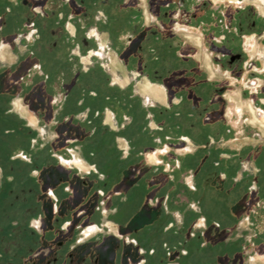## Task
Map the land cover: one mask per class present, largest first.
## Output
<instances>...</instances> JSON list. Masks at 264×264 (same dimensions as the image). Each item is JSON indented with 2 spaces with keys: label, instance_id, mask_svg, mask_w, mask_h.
Segmentation results:
<instances>
[{
  "label": "flooded vegetation",
  "instance_id": "1",
  "mask_svg": "<svg viewBox=\"0 0 264 264\" xmlns=\"http://www.w3.org/2000/svg\"><path fill=\"white\" fill-rule=\"evenodd\" d=\"M228 1L239 3L238 0ZM257 5L263 8L264 0H259ZM221 6L214 8L209 0H20L15 4L0 0V26L7 27L14 22L16 27H24L13 39L16 42V37L21 38L25 34V41L29 44L27 55L38 60L33 69H28L14 80L13 84L20 89L19 95L23 98L28 91L25 86L28 81L32 86L39 85L47 94L57 90L63 95V86L69 78L76 75L74 86L78 88L82 105L88 101L91 91L89 87L82 86L79 79L80 72L85 68L86 62H89V57L94 54L98 56V49L92 41L96 32L83 30L82 36L77 39L80 56H71L73 42L69 39V33L65 32V11L70 8L89 22L88 27H105L109 31L129 29L120 52L129 58L136 70L142 74H147L165 85L170 83V92L180 94V103L190 106L194 112L189 115L192 122L185 129L181 114L171 111L170 135L161 139L162 142L165 141L166 144V140H170L173 145H181L187 143L185 137L194 141L195 135L193 136L191 131L196 126L215 120L212 106L223 104V95L228 87L220 82H210L202 73H180L177 68L178 61L182 58L190 59L195 54V48L189 40L200 46L201 38L189 33L187 38H184L185 41H182L176 37L177 30H199L204 47L210 51L213 63L222 71H227L236 78L246 69L250 71L251 78L256 75L252 63L246 65L248 57L243 44L247 36L264 34V22L258 23L254 19L253 8L243 6V9L235 14L234 26L229 27L228 18L225 17L227 10ZM21 12L24 13L22 21L17 18L19 15L15 14ZM214 14L217 17H214ZM69 21L75 27H81L75 18H70ZM44 28L56 33L57 40L43 46ZM230 29H234V32ZM57 44L63 46L64 51L57 59L56 67L48 71L46 66L49 60L45 57V49H52ZM118 47L116 42L114 48ZM3 48L0 47V57H3ZM41 54L45 58H39L38 55ZM206 62L210 67L208 56ZM33 70H38L39 73L35 74ZM250 85L257 87L254 81H251ZM153 89L161 95L156 96ZM141 92L164 99L163 90L149 84L142 87ZM63 98L67 101L68 95H63ZM238 105L240 109L246 105L253 115L249 121L251 125L264 130V124H261L264 123V114L258 118L251 103L239 102ZM16 106L23 110L19 102ZM164 112L160 111L159 114L163 115ZM217 118L225 124L224 113ZM101 124V113H90L84 120L87 135L96 137L100 133ZM232 136V128L226 126L217 132L214 139L204 148L216 147ZM130 146V152L126 156L130 161L129 168L122 171L121 181L111 184L109 176L103 177L98 171L89 172L80 181L86 192L80 200H76V191L67 184L62 188L39 184L37 189L33 188L27 195L24 180L13 179L14 189L7 191L12 197L11 200L3 197L4 191L1 189L0 264L264 262L263 167L255 176L237 180L230 169L231 162L223 161L219 156L214 158L211 167H208L210 169L206 173L207 177L192 185L187 183L186 179L194 176L183 171L181 165L184 161L173 157L167 164L166 175L173 178L176 190L165 193L157 180L159 166L145 171V153L134 151L137 147ZM169 153L165 152L162 157ZM19 159L38 163L35 166L37 176L45 164L35 155L23 154ZM150 159L152 162L157 161L154 156ZM238 159L241 160L239 157ZM262 161L264 162V159H260L259 163L263 164ZM63 163L75 164L82 170L88 169L78 158L72 161L63 160ZM33 171L30 170V173ZM183 173H186V176L182 178ZM112 179L114 180L113 177ZM209 179L217 180L222 190L239 195L238 200L242 204L240 217L230 218L224 201L219 197L213 200L215 204L210 207L207 215L204 214V187L209 184ZM177 180L179 184H176ZM176 213H187L179 227ZM244 222L250 233L238 236ZM108 223H113L115 228L107 226ZM214 232L218 234L208 238V235L211 237ZM88 235L93 236L87 239ZM163 237H167L169 242L161 245ZM176 237L182 238V241L174 245ZM201 240L204 241L202 244ZM196 243L198 245H195Z\"/></svg>",
  "mask_w": 264,
  "mask_h": 264
},
{
  "label": "crops",
  "instance_id": "2",
  "mask_svg": "<svg viewBox=\"0 0 264 264\" xmlns=\"http://www.w3.org/2000/svg\"><path fill=\"white\" fill-rule=\"evenodd\" d=\"M19 1L7 0L10 4ZM209 1L214 8L223 4H234L228 0ZM258 1L241 0L243 6H251L254 9V19L261 23L264 22V7L257 5ZM15 14L24 16L23 12ZM77 14L70 8L65 11L67 20L65 32L69 33V39L73 42L70 55L76 58L80 56L77 39L82 36L83 30L96 32L92 41L98 49V56L94 54L89 57V62H86L87 65L80 72L81 85L89 87L91 91L88 101L83 105L78 88L74 86L77 81L76 75L69 78L63 86L62 94L68 95L67 101H64L63 95L57 90L47 94L39 85L32 86L29 81L25 84L28 91L24 98L21 97L20 89L14 86L13 81L28 69H33L38 60L28 57L29 44L25 40L14 41L12 35L15 28L6 27L4 32L0 31V47H4L3 57H0V190L4 191L3 197L11 200L12 197L7 191L14 189L12 180L23 179L27 195L33 188L37 189L39 184H46L52 188L71 185L76 191V200H80L86 195L85 187L80 181L89 172L98 171L103 177L109 176L111 184L121 181L122 171L129 168L130 161L126 156L130 152V145L137 147L134 151L140 150L145 153V171L159 166L157 180L165 193H170L176 188L175 183L172 182L173 178H168L166 175L167 164L173 157L176 159L179 157L184 161L181 165L183 171L194 176L186 179L187 183L192 185L207 177L206 173L210 169L208 167H211L213 159L219 156L223 161L231 162L230 169L237 180L253 177L262 167L264 168V162L259 163L260 159H264V130L259 126L251 125L249 121L253 115L246 105L241 109L238 105L239 102L251 103L258 118L264 114V34L262 36L252 34L244 39L243 49L248 57L246 65L252 63L253 70L256 71L255 77L251 78L250 71L246 69L236 78L213 63L210 51L203 45L201 32L187 28L188 34L201 38V45L198 46L189 40L195 48V54L190 59L182 58L178 61L177 68L180 73L191 72V75L192 72L196 75L202 73L210 82H220L228 88L223 95V104L212 106L216 115L215 120L212 123L196 126L191 131L193 136L195 135L194 141L185 137L187 143L172 147L173 144L170 143L172 141L166 140L165 144V141L161 140L170 135L171 111L181 114L182 124L186 129L192 122L189 115L194 113L193 110L190 106L180 103V94L170 92V83L165 85L147 74H142L136 70L132 61L120 52L123 48V40L130 32L129 29L109 31L105 27L100 29L88 27L89 22L82 15ZM70 18L78 20L81 27H75L69 21ZM176 37L185 41L183 33L177 34ZM56 38V33L43 29V46L56 41ZM116 42L118 49L114 48ZM63 51L64 48L60 44L52 49H45V57L49 60L46 66L48 71L56 67L55 63L62 56ZM38 56L45 58L42 54ZM206 56L209 57L210 67L207 65ZM33 71L35 74L39 73L38 70ZM251 81H254L257 87L250 85ZM148 84L163 90L164 99L142 94L141 88ZM17 102L22 105L23 110L16 106ZM160 111L165 112L161 115ZM92 112L101 113L102 118L100 133L96 137H89L84 127L85 118ZM223 113L225 124L219 122L217 118ZM226 126L232 128V138L216 147L205 149L204 146H207L216 133ZM166 151L170 153L162 157L163 152ZM23 154L35 155L39 161L45 163L39 170L38 176L35 167L38 163L22 161L19 158ZM151 156L156 157L157 161L152 162ZM238 157L241 158L240 161ZM75 158L81 160L88 169L82 170L75 164L63 163V160L72 161ZM156 163L162 164L160 166ZM178 164L180 165V162ZM23 167L25 168L22 170ZM30 170L34 171L30 173ZM184 176L186 173H183L182 178ZM111 177L114 180H111ZM207 183L209 184L204 187L206 193L204 214L207 215L210 207L215 204L213 200L219 197L224 201L230 218L240 217L242 204L238 200L239 195L222 190L217 180L209 179ZM176 184H179L178 180ZM163 205H166L165 202ZM175 216L179 227L187 213L184 215L176 213ZM200 220L202 223L203 219ZM107 226L115 228L113 223H108ZM249 233L246 222L242 223L237 235ZM215 234L218 233H212L211 237L209 234L208 238H213ZM92 236L88 235L86 238L91 239ZM174 241V245L180 244L182 238L176 237ZM168 242L167 237L161 239V245ZM203 242L201 240V244Z\"/></svg>",
  "mask_w": 264,
  "mask_h": 264
},
{
  "label": "rangeland",
  "instance_id": "3",
  "mask_svg": "<svg viewBox=\"0 0 264 264\" xmlns=\"http://www.w3.org/2000/svg\"><path fill=\"white\" fill-rule=\"evenodd\" d=\"M238 1H240L239 3H234V4H223V6H221L222 7V9H226L227 11H225V17H227L228 18V23H229V27H233L234 25H233V19H234V17H235V14H237V12L238 11H241L242 9H243V5H242V2H241V0H238ZM8 3V2H7ZM10 4V3H9ZM247 8H252L251 6H247ZM2 13V12H1ZM11 15V14H10ZM215 15V14H214ZM214 17H217L216 15L214 16ZM9 18V17H8ZM10 18H11V16H10ZM17 18L20 20V21H22L23 20V18H24V16L23 17H19V16H17ZM0 23H1V20H0ZM8 28L9 27H13V28H15L14 29V34L12 35V37L16 34V36L18 35V34H20L21 33V31H23L24 30V27H16V25H15V23L13 22L12 24L10 23V25L9 26H7ZM5 28L6 27H1L0 26V31L1 32H4V30H5ZM185 28V27H184ZM185 29H187V28H185ZM230 31H233L234 32V29H230ZM177 34H181L182 35V33L184 34V38H187V32L185 31V32H183V31H180V29H178L177 30V32H176ZM24 37H26L25 36V34L20 38V36H18V37H16V42H19V40H25V38ZM87 65V64H86ZM107 69V68H106ZM171 145V144H170ZM172 147H174V145H171ZM161 151H163V150H161ZM167 152V151H166ZM163 153H165V152H163ZM156 165H160V163H156ZM258 264H260V263H258ZM261 264H264V262H261Z\"/></svg>",
  "mask_w": 264,
  "mask_h": 264
},
{
  "label": "bare ground",
  "instance_id": "4",
  "mask_svg": "<svg viewBox=\"0 0 264 264\" xmlns=\"http://www.w3.org/2000/svg\"><path fill=\"white\" fill-rule=\"evenodd\" d=\"M153 92H154V94L156 95V96H160L161 94H160V92L159 91H157V90H155V89H153L152 90ZM261 124H264L263 122H261Z\"/></svg>",
  "mask_w": 264,
  "mask_h": 264
},
{
  "label": "built area",
  "instance_id": "5",
  "mask_svg": "<svg viewBox=\"0 0 264 264\" xmlns=\"http://www.w3.org/2000/svg\"><path fill=\"white\" fill-rule=\"evenodd\" d=\"M36 10V9H35Z\"/></svg>",
  "mask_w": 264,
  "mask_h": 264
}]
</instances>
